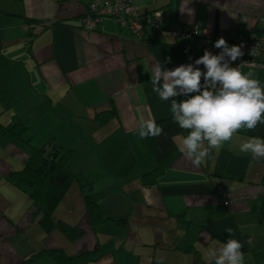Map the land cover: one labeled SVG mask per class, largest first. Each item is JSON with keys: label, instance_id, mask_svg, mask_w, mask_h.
<instances>
[{"label": "crops", "instance_id": "1", "mask_svg": "<svg viewBox=\"0 0 264 264\" xmlns=\"http://www.w3.org/2000/svg\"><path fill=\"white\" fill-rule=\"evenodd\" d=\"M92 2L0 0V127L27 128L20 139L0 135V264H23L43 250L88 253L86 264H205L203 250L230 238L243 245L245 264H259L264 163L254 159L250 167L253 158L239 145L259 136L264 124L242 129L200 167L179 152L177 135L178 155L155 186H143L142 175L156 162L138 128L171 117L170 101L158 99L150 79L161 65L173 70L194 63L198 47L172 46L164 30H148L139 41L109 18L87 31L80 21ZM138 8L142 14L161 11L165 26H193L215 41L256 31L264 0H139ZM248 72L264 84L263 70ZM112 112L100 125L97 116ZM47 141L74 151L69 170L77 179L54 219L78 229V236L58 227L45 232L30 190L8 180ZM221 152L247 159L242 181L216 175ZM87 191L99 195L106 218L124 223L91 226ZM35 264L56 263L43 257Z\"/></svg>", "mask_w": 264, "mask_h": 264}, {"label": "clouds", "instance_id": "2", "mask_svg": "<svg viewBox=\"0 0 264 264\" xmlns=\"http://www.w3.org/2000/svg\"><path fill=\"white\" fill-rule=\"evenodd\" d=\"M213 46L220 49L218 54L205 50L194 63L173 70L161 65L150 79L158 99L170 101L172 122L186 133L179 137L178 150L195 167L202 166L213 150L218 155L242 129L264 124V85L251 72L232 66L243 55L241 46H229L222 37ZM163 131L153 118L139 126L138 137L155 138ZM239 152L264 159V138L249 137ZM242 248L239 240L230 238L218 247H206L202 254L205 264H245Z\"/></svg>", "mask_w": 264, "mask_h": 264}, {"label": "trees", "instance_id": "3", "mask_svg": "<svg viewBox=\"0 0 264 264\" xmlns=\"http://www.w3.org/2000/svg\"><path fill=\"white\" fill-rule=\"evenodd\" d=\"M190 28L187 27V29ZM152 32H156V30H152ZM147 33L148 30H146L143 40L147 39ZM185 42L173 41L172 46ZM112 116H114L113 112L111 114L105 113L98 115L97 119L100 125H105L107 120ZM156 123L164 129L162 135L155 138L143 139L156 162L155 168L144 173L141 177L142 184L145 187L155 186L158 179L164 175L174 158L178 155L173 139L179 134H184L172 122L171 117ZM26 129L22 124L14 125L11 128L0 127V135L11 139H20ZM258 137L264 138V129ZM73 153V150H63L54 141H47L42 147L33 149L32 154L20 171L12 172L8 176L9 182L14 187L30 190V198L34 204L39 225L45 232H50L55 227H58L66 235L70 234V237L74 235L78 236L80 231L75 227L55 221L54 212L69 186L77 179L69 170V161L73 157ZM258 161L264 163V159ZM217 164L219 166L216 170L217 176H225L233 180L242 181L247 166V159L233 156L228 152H221ZM83 201L91 226L99 225L105 221H112L117 224L124 223L122 219L105 217L99 195L87 191L83 197ZM43 257L52 259L56 264H86L89 254L71 257L61 250H43L32 255L23 264H35L38 259ZM255 257L258 263L264 264V251L255 255Z\"/></svg>", "mask_w": 264, "mask_h": 264}, {"label": "built area", "instance_id": "4", "mask_svg": "<svg viewBox=\"0 0 264 264\" xmlns=\"http://www.w3.org/2000/svg\"><path fill=\"white\" fill-rule=\"evenodd\" d=\"M112 19L119 27L128 28L136 40H143L146 30H164L174 42L186 41L198 47L199 58L205 50L218 54L220 49L213 45L217 40L208 38L205 33L196 27L187 29L179 23H170L165 26V16L161 11L140 14L137 0H93L81 18V26L87 31H94L103 19ZM258 28L253 32L240 33L234 37H223L229 46H241L243 55L232 63L239 67L243 73L249 70L264 71V12L257 22ZM203 68V66H199ZM224 205H229L231 200L220 193Z\"/></svg>", "mask_w": 264, "mask_h": 264}, {"label": "rangeland", "instance_id": "5", "mask_svg": "<svg viewBox=\"0 0 264 264\" xmlns=\"http://www.w3.org/2000/svg\"><path fill=\"white\" fill-rule=\"evenodd\" d=\"M262 85H264V84H262ZM64 150H68V149H64ZM254 163H255L254 159L251 160V164H250L251 166L250 167L254 168Z\"/></svg>", "mask_w": 264, "mask_h": 264}]
</instances>
